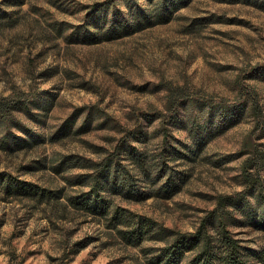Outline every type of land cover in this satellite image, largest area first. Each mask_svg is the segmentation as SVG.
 Wrapping results in <instances>:
<instances>
[{"label":"rangeland","instance_id":"rangeland-1","mask_svg":"<svg viewBox=\"0 0 264 264\" xmlns=\"http://www.w3.org/2000/svg\"><path fill=\"white\" fill-rule=\"evenodd\" d=\"M128 1L149 12L161 2L0 0V100L16 105L12 121H0V174L47 191H9L0 175V264H150L170 236L129 244L111 213L72 204L70 197L90 189L95 164L89 163L128 139L138 121L148 135L134 145L150 158L159 155L160 123H148L142 113L165 111L170 93L181 94L177 101L192 95L243 105L245 112L190 159H169L189 173L177 194L153 192L140 200L104 192L114 207L152 217L167 229L194 231L219 197L245 189V166L264 163V0H188L171 9L168 21L121 37L101 33L93 40L99 35L86 33L96 29L91 17L100 8L111 15L126 10ZM171 132L192 140L186 130ZM66 156L79 157L80 164L57 172L54 166ZM122 157L130 165L131 156ZM262 167L250 171L264 183ZM251 197L253 215L236 213L245 221L232 229L255 261L264 251V203Z\"/></svg>","mask_w":264,"mask_h":264},{"label":"trees","instance_id":"trees-1","mask_svg":"<svg viewBox=\"0 0 264 264\" xmlns=\"http://www.w3.org/2000/svg\"><path fill=\"white\" fill-rule=\"evenodd\" d=\"M188 2V0H161L157 9L149 12L138 4L134 5L128 1L126 10L114 11L111 15L108 7L100 8L98 15L91 17L92 25L96 29L86 33L92 39L99 35L93 40H98L101 33L110 39L121 37L156 22L168 21L171 18L172 8H180ZM95 5L98 7V4ZM178 96L181 94L168 95L165 111L142 113L148 123L153 124L155 121L160 123L163 148L159 155L150 158L144 148H137L134 145V142L146 139L148 135V131L142 128L141 121H138L135 129H129L128 139L123 137L115 149L103 159L92 160L93 162L89 163L95 164L91 173L93 176L91 187L81 196L70 197V201L75 205L87 206L96 213H111L114 224L124 226L119 232L129 244L140 245L146 238L153 236H161L159 237L161 239L170 236L164 245L155 250L156 252L149 259L150 264H256V262L264 264V251L256 253V260L252 261L242 239L237 237L232 229V226L241 225L245 221L236 213L241 211L244 215H253L255 209L252 207V195H256L258 200L264 203V183L259 175L255 176L250 171L253 167L257 168V172L263 169L264 163L261 159L252 161L244 167L245 189L239 191L237 196L219 197L217 205L208 211L194 231L167 229L160 226V223L152 217L143 216L125 207H114L113 201L103 195L107 191L121 192L142 200L155 193L165 197L177 194L181 191L189 173L184 169L174 168L170 165L169 159H190L203 150L202 146L208 140L240 122L245 112L243 105H216L212 99L199 101L192 95L177 101ZM8 100V97L0 100V121L3 117L7 123L14 118L13 110L16 108V105L9 103ZM251 103L255 114H258V97H251ZM173 127L189 132L191 142H185L172 134ZM123 153L131 156L130 165L123 163ZM78 160L79 157L72 159V156H66L54 168L57 172H62L65 170V165L78 166L80 164ZM0 175L9 191L13 188L24 195L47 194L45 188H39L32 182L11 181L3 177V174ZM143 181L151 182L150 186L154 189H143L140 183Z\"/></svg>","mask_w":264,"mask_h":264}]
</instances>
